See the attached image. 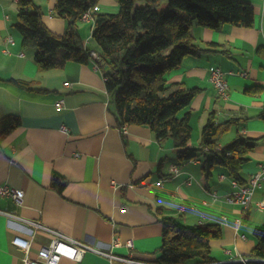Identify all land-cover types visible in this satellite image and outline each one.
Returning <instances> with one entry per match:
<instances>
[{
    "label": "crops",
    "instance_id": "crops-1",
    "mask_svg": "<svg viewBox=\"0 0 264 264\" xmlns=\"http://www.w3.org/2000/svg\"><path fill=\"white\" fill-rule=\"evenodd\" d=\"M34 1L53 31L63 34L75 25L86 49L100 55L97 43L90 42L93 20L74 23L53 13L56 0ZM250 1L255 8L253 26L193 25L195 42L201 47L217 42L228 51L188 56L167 73L169 83L202 88L190 105L193 131H200L194 146L200 145L202 128L212 112L218 121L240 119L221 138L222 146L240 132L260 138L241 170L245 181L264 162V117L260 116L264 111V0ZM98 6L100 12L119 11L116 0H99ZM18 10V0H0V116L17 113L22 118L15 131L0 139V184L23 189L24 197L18 202L0 195V209L98 249L151 264H159L163 216L187 224L219 223L223 236L211 241L214 260L210 264L255 260L251 253L256 244L254 229L264 223V207L258 205L264 200V185L255 191L250 206L230 203L227 196L234 190L233 178L223 166L216 164L207 176L203 155L181 162L172 138L158 139L148 126L120 125L101 57L97 62L69 60L63 68L40 72L34 60L37 49L24 48L14 26ZM213 66L226 72L228 98L220 96L211 81ZM12 77L32 79L35 88L7 81ZM254 86L261 87L259 93L245 92ZM60 99L63 106L56 107ZM55 173L64 183L61 191L53 186ZM246 211L248 219H244ZM16 234L31 238L32 257L50 240L49 233L0 212V264H22L23 252L12 244ZM60 264L131 263L89 250L79 262L64 257Z\"/></svg>",
    "mask_w": 264,
    "mask_h": 264
},
{
    "label": "trees",
    "instance_id": "trees-1",
    "mask_svg": "<svg viewBox=\"0 0 264 264\" xmlns=\"http://www.w3.org/2000/svg\"><path fill=\"white\" fill-rule=\"evenodd\" d=\"M116 1L117 13H93V38L106 67L105 84L119 124L148 126L158 139L172 138L179 161L203 155V170L207 176L216 164H220L229 176L246 183L241 170L260 138L240 132L218 150L221 138L240 119L218 121L212 112L202 128L200 145L194 146L190 105L202 88L188 87L183 82L169 83L167 73L180 67L188 56L228 51L224 44L217 42L201 47L195 42L193 25L210 28H218L223 23L253 26V3L250 0H168L163 6L164 0ZM98 3L99 0H56L53 13L76 23ZM18 6L14 26L22 36V46L37 49L34 60L40 72L63 68L69 60L83 63L91 60L89 49L75 25L59 34L47 25L42 7L34 0H18ZM7 81L26 89L35 88L32 79L12 77ZM260 90L261 87L254 86L246 88L245 92L256 94ZM260 116L264 117V111ZM21 123L20 114L0 116V139L9 136ZM206 146L210 147L209 151L204 149ZM53 186L60 191L64 188L57 173L53 175ZM249 215L246 211L244 219ZM161 222L162 245L157 263L194 264L214 260L211 241L223 236L221 224H187L175 216H163ZM254 235L256 244L251 257L255 260L248 264H264V223L255 227Z\"/></svg>",
    "mask_w": 264,
    "mask_h": 264
},
{
    "label": "built area",
    "instance_id": "built-area-1",
    "mask_svg": "<svg viewBox=\"0 0 264 264\" xmlns=\"http://www.w3.org/2000/svg\"><path fill=\"white\" fill-rule=\"evenodd\" d=\"M99 10V6L87 10L82 15L83 20H93V13ZM9 43L14 44L15 41L12 36L8 37ZM8 51V50H7ZM87 53L92 60L97 62L99 60V54L95 50H87ZM211 71V81L217 90L218 94L223 98L229 97V84L226 78V72L222 70L219 66H213L210 69ZM64 103L63 99H60L56 102V107H62ZM125 129V126L123 127ZM222 145H218V150L222 149ZM206 151L210 150L209 146L204 147ZM227 154L230 155L231 152L227 151ZM173 169L177 171V166H174ZM224 176V175H223ZM190 181V180H189ZM114 183V181H113ZM232 185L234 190L227 196V200L230 203H237L243 207H248L251 205L254 197L255 191L264 185V162L260 163L258 169L254 171L249 180L246 183H240L237 179H232ZM0 195L3 197H9L15 201L21 202L24 197V190L16 187H12L8 184H0ZM260 207H264V200L258 203ZM1 213L9 215L11 217L24 220L35 229H41L50 234V240L43 244L37 252L36 257L30 255L31 250V238L16 234L12 238V244L20 249L23 252L21 258L22 264H60L62 258H70L77 262L82 260V257L86 251L92 250L99 254H102L113 260H120L131 264H151L137 260L131 256H120L111 251L101 250L79 240L75 237H72L62 231L44 225L39 221H34L31 219H26L19 215L3 211L0 209ZM128 246L132 247L133 242L128 241ZM211 263V262H210ZM210 263H198V264H210Z\"/></svg>",
    "mask_w": 264,
    "mask_h": 264
},
{
    "label": "rangeland",
    "instance_id": "rangeland-1",
    "mask_svg": "<svg viewBox=\"0 0 264 264\" xmlns=\"http://www.w3.org/2000/svg\"><path fill=\"white\" fill-rule=\"evenodd\" d=\"M167 1H168V0H164L163 3H162V5H163V6H166ZM90 42H91V45H93V46H94V44H96L95 41H94V39H91ZM200 125H201V123H200ZM199 136H200V131H198V133H197V131H196V129H195V130L193 131V141H194L195 143L198 142V138H199Z\"/></svg>",
    "mask_w": 264,
    "mask_h": 264
}]
</instances>
